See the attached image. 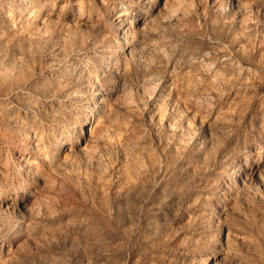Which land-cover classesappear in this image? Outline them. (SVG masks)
<instances>
[{"label": "rangeland", "instance_id": "1", "mask_svg": "<svg viewBox=\"0 0 264 264\" xmlns=\"http://www.w3.org/2000/svg\"><path fill=\"white\" fill-rule=\"evenodd\" d=\"M0 264H264V0H0Z\"/></svg>", "mask_w": 264, "mask_h": 264}, {"label": "bare ground", "instance_id": "2", "mask_svg": "<svg viewBox=\"0 0 264 264\" xmlns=\"http://www.w3.org/2000/svg\"><path fill=\"white\" fill-rule=\"evenodd\" d=\"M119 14H120V13H119ZM123 16H124V13L118 15L117 17H118V18H119V17L121 18V17H123ZM120 21H121V19H120ZM94 132H95V129H93V126H91L90 131H89V134H90V135H93Z\"/></svg>", "mask_w": 264, "mask_h": 264}]
</instances>
